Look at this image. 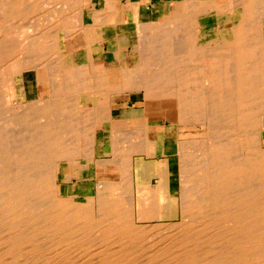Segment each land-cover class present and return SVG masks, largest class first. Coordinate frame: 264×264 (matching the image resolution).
I'll return each instance as SVG.
<instances>
[{"label":"bare ground","instance_id":"bare-ground-1","mask_svg":"<svg viewBox=\"0 0 264 264\" xmlns=\"http://www.w3.org/2000/svg\"><path fill=\"white\" fill-rule=\"evenodd\" d=\"M88 1L82 8L81 0L66 1L65 10L74 16ZM197 2L178 5L162 22L137 24L148 37L132 39L139 58L132 67L120 65L117 43L108 51L94 46L93 27L118 26L117 12L101 20L90 12L88 23L82 12L75 31L82 39L72 37L67 61L55 60L64 76L44 64L47 96L39 73L12 58L4 71L3 61L22 49L55 56L56 37L39 42L31 32L18 44L0 37V99L15 96L21 108L0 129V264H264V0ZM30 3L11 1L20 10L14 15L0 4V26L32 31L64 9L52 0ZM165 40L173 52L163 51ZM126 92H141L143 108L114 110L112 97ZM161 109L174 110L180 124L208 122L206 132L177 141L175 157L164 146L157 155L167 132L147 113ZM98 130L108 147L103 157ZM81 159L92 161L96 190L77 202L58 180L64 166L84 169ZM162 220L170 227L154 231ZM85 251L93 261L78 260Z\"/></svg>","mask_w":264,"mask_h":264},{"label":"rangeland","instance_id":"rangeland-1","mask_svg":"<svg viewBox=\"0 0 264 264\" xmlns=\"http://www.w3.org/2000/svg\"><path fill=\"white\" fill-rule=\"evenodd\" d=\"M11 1H13V0H0V4L1 5H5L6 4V7H5L6 10H8L11 15H14V14H17L20 10H19V7L12 6L10 4ZM46 1L47 0H31V3L30 4H33V5H37L38 6L39 4H41L43 2H46ZM66 1H69V0H55V1L52 0V3H59L60 5L59 4L58 5L60 7ZM199 2L200 1H198V3ZM225 3H226V1H225ZM192 4H193V2L192 3H189V4L186 3L185 6L186 5L191 6ZM203 4H205V3H203ZM203 4H200V5H203ZM87 5H88L87 7H89L90 5H92V1H90V2L88 1L87 2ZM68 6L71 7L70 4L67 5V7H66V3H64V9L62 7L63 10H60V12H59L60 15L58 16V20H57V15H56L58 13V11H57V13H55V16H52L51 17L52 20H51V18H49L48 21L47 20H44V22L45 21L49 22L48 25H46V23H44V22H43V24L37 22L36 26L34 27V29L32 31L31 30H27L29 27L26 26V25H25L26 28H25V26L23 27V24L17 25L16 28H19V30H17V31L15 29V25L16 24L15 25L12 24L13 27L8 24V26L12 27L13 30L12 29L11 30L13 32L10 31V30H8V31L7 30H3V28L4 29L10 28L8 26L5 27L7 24L0 26V37L3 34H5L11 40V42L14 43V44L16 42H17V44L20 43L28 35H30L31 32L33 33V36L36 37V40L38 39L37 41H39V39L41 40L42 38H47V37H51V36L56 37V44L58 45V52L56 54H54L55 56L49 57V56H47V54L46 55H44V54L42 55V51L43 52L44 51L45 52L47 51L48 54L51 53L50 51H48L45 48H41V51L38 50L39 52H36V51L33 50L34 51V56H35V53H38L40 55V57L39 58H36V59H34L35 58L34 56L33 57H30L29 53L30 52L32 53V51L29 50V49H26V50L22 49L23 51L22 50H17L18 51V54H17V51L14 50V51L11 52V56L12 57L10 56L9 58H7V59H5L3 61L4 67L2 65V67L4 68L3 70L5 71V70L9 69V67H10V66H8L10 64H7V63H10L8 61L11 58L14 59L13 60L14 62L17 59H18L17 62L23 61L22 62V65L23 64L25 65L23 68L21 67L23 70H25V68L28 69V70H31L33 72L31 74L34 75L35 77L37 76V73H39V75L41 77L40 78V82H41V84H40L41 92L44 93V96H47L51 92V89H50L51 83L46 79V76L43 74V70L46 67V66H44V64H46V63L49 64L50 63L49 64L50 65V68L54 67V69H60V70H62L63 68H59V67L56 66V64H57L56 61L58 62V60H61V61H67L68 60L69 55L71 53V51H70L71 49L69 48V45L72 42V37L73 38L76 37V39H79V38L82 39L81 38V34H78V32L75 33V31H76V29L79 28V27H77V23H78V19L81 18V13L83 11L82 10H78V11H80L79 14H76L74 16H71L70 12H68L69 10L71 11V9H69ZM79 6H80V8H82L83 6H85V4L84 3L83 4L80 3ZM175 7L173 9H171L170 12H172V13H178V10H177L178 7L177 6H175ZM65 9L68 10V11H66ZM64 10H65V12H63ZM105 11L107 13L110 12V11L111 12H114L115 11L113 9V3L112 2H109L107 0H104V6L102 7V9L91 10V12H94V14H96V17H97V15H99V18L98 19H100V20H101L100 17H102L105 14ZM97 12H98V14H97ZM64 13L65 14H69V15L64 16L65 15ZM173 15H175V14H173ZM60 16H62V17L64 16V17L62 18ZM54 18L58 22L57 21L54 22L53 21ZM83 20H84L85 23L88 21V19L86 17ZM53 22L56 23V25L58 23V25L57 26L56 25H53V24L51 25V23H53ZM141 24L144 25L143 23H141ZM21 25H22L23 28L21 27ZM72 27H74L75 29H73ZM118 27L119 26H116V25H113V24L107 25V26H105V28L103 26L102 27H93L95 30L93 31L92 34L95 35L98 38V41L94 44V46L98 50H100L99 48L102 47V48H104V50L108 51V49L110 48L109 47V44H112L111 42H115L118 45L117 46V48L119 50L118 52L125 54V56L120 59V65L122 67H132L133 65L134 66H137L139 58H138V55H136L137 50H134L133 47H132V42H133L132 39L135 38L136 41H138L139 40L138 37L141 36V38L142 37H144V38L146 37L147 38L148 36H146L147 34H145V32L144 33L143 32H138L137 29L135 31V29L133 28V26H131V27H123L122 29H120ZM25 29L27 31H25L23 33V30H25ZM2 30H3V32H1ZM96 30L98 32L100 31L99 32V35L98 34L96 35ZM119 30H121V31H119ZM5 31H7V32H5ZM101 31H102V33H101ZM23 35H25L26 37L24 36L25 38L24 39H21V38H23L22 37ZM138 35H140V36H138ZM15 38H18V40L15 39ZM129 38H131V39H129ZM137 38H138V40H137ZM104 39L108 42V43H105V46L103 45ZM163 43H161V44L164 46V49H163L164 52H166V53L173 52V49L172 50L169 49L171 47V44H170L169 41H166L165 40V42H163ZM74 46H75L76 49L79 48V47H82L83 46V42H80L79 43V42H76L75 41L74 42ZM79 50H77V51H79ZM24 51H26V52H24ZM27 51H30V52L28 53ZM22 52H24L23 55L21 54ZM12 53H13V55H12ZM132 53H133V57L131 58L130 54H132ZM26 56H28V57L26 58ZM24 60H26V62ZM38 61H39V63H38ZM41 61H43V63ZM88 61H90V63L92 62V68L93 69H98L97 67H99V65H97L95 58H90L89 57L88 58ZM34 63H36V64H34ZM5 64H6V66H5ZM28 64H29V66H28ZM61 64H63V62H61ZM116 65L117 64H112L111 66L114 67ZM42 66H44V67H42ZM77 66H75V67H77ZM3 70H1V71L3 72ZM2 74L3 73H1L0 77L2 78V82H3V75ZM60 76L61 77L64 76V71L63 70L60 72ZM15 98H16L15 96H12L11 95V96H3L0 99L1 100L0 101V109H1L0 110L1 111L0 112V123H1L0 124V129L3 127L2 126L3 123H4L3 120H7V118L10 117V114H12L13 112H17L18 110H19L18 112L21 113L20 112V109L21 108H19V107L17 108V102H19V100H18V98H16V99ZM4 99H5V101H4ZM112 100H113L112 101V107H113L114 110L115 109H118V108H119L118 109L119 111H121L123 109H126V108H128V109H142L143 108V95H142L141 92H126V93L117 94V95H114L112 97ZM11 102H12V104H11ZM13 104H16V105L12 106ZM2 110H4V111H2ZM86 110H88V113H90V111H91V110L85 108L83 110V112H80L83 117H87L86 116L87 115ZM65 116H66V114H65ZM220 116H221V114H218V117H220ZM147 117H148L147 120H148V122H149L150 125H156V124H159L160 123L161 126L164 127L163 130L167 132V134H165L166 141L164 142V144H162V143L161 144H157L156 150H157V155H159V154H161L160 151L162 150V148L164 146L165 153L169 157H175L176 156V153L175 152H177V141H178V144H179L182 139L183 140H187L189 138H200L201 137L200 135L202 133L206 132L205 129H203V128L204 127H208V122L207 123H197L196 125L193 124L194 122H187V123L185 122L183 124H180L181 122L179 121V119H177L176 112L174 110H169V111L168 110H165V109H161V111L154 110V111H151V112L147 113ZM87 118L88 119L86 121H90L94 117L93 116L92 117L89 116ZM177 120H178V122H177ZM119 122H120V120H119ZM126 125H129L130 127H133L132 126L133 125L132 123H127ZM176 125H177V128H176ZM17 127L19 128V126H17V125H12L11 126V129L13 131L11 129H10V131L13 132V133H15L16 135H18V128ZM70 135L72 137H74V135L71 134V133L68 134V137ZM149 136H150L151 140L153 141V139H155L156 133L152 132ZM97 139L104 143V146L102 147V150L99 151V154H98V156H102L103 157L105 155V153L108 151V147L105 144V140H106L105 136L99 130H98V133H97ZM154 141L157 142V139L154 140ZM193 141H195V140L192 139L191 142H193ZM78 162H79L80 165L82 164V166H83L84 169H81V170L80 169H77L75 172H73L72 169L69 166H64L63 167V170L64 171L61 174V177L64 179V181H59L58 180V182L59 183L62 182L61 184L64 187H66V188L69 189V192L67 194L70 195V198L76 199L77 202H84L86 200V198H88L89 196L92 197V196L95 195V190H96L95 184H96V182H95V179L92 178V174H93L92 161L91 160H86V159H81V160H78ZM70 165H71V163H70ZM78 172L80 173L79 175H78ZM73 173L75 175H73ZM58 176H59V174H58ZM65 178H67V179L65 180ZM178 220H179V217H178ZM153 223L154 222H150L149 224H146V227H149L151 229V227H152L151 225ZM167 223H168V220H164V221L162 220V221H160V223H158L159 226L157 228L152 227V229L154 231H156L157 229L158 230H165L168 227H170V226L167 225ZM149 228H146V229L149 230ZM152 229L147 234L148 241L150 240L147 243H148V245H150V246L153 247V238H152V235H151V232L153 231ZM154 244H156V243L154 242ZM154 247H155V245H154ZM89 252L90 251L81 252V254L77 253L78 255H80V257H77V258H79L78 260L80 261V258L81 257H82V260H86ZM77 258L74 259V260L78 261ZM89 259H91V258L90 257L87 258L88 261H89ZM139 260H140V258H139ZM90 261H93V260L91 259Z\"/></svg>","mask_w":264,"mask_h":264},{"label":"crops","instance_id":"crops-1","mask_svg":"<svg viewBox=\"0 0 264 264\" xmlns=\"http://www.w3.org/2000/svg\"><path fill=\"white\" fill-rule=\"evenodd\" d=\"M85 1L86 0H81V3L85 4L86 3ZM107 1L113 3V9L117 12V18L115 22L120 27V29H122L123 27L133 26V28L136 31L137 24L140 23L147 24L154 22L158 23V21L162 22L163 21L162 19H165L164 17H168V14H170L171 9H173L175 6L178 7V5L184 4L185 3L184 1L186 0H113V1L107 0ZM189 1L192 0H187L186 2ZM195 1H200V4L204 2L207 3L216 2L219 4H223L225 3L226 0H195ZM192 2H194V0ZM197 4L198 2L196 3V5ZM92 6L87 7V9L85 8V10H83V14H82L84 17L83 19L87 17V14L91 12L92 8L102 9V7L104 6V0H92ZM86 23H88V21ZM97 30H96V35L97 34L99 35V32ZM156 139H157V135L153 140ZM167 177L169 178V175H167ZM153 182H154L153 184L155 185L156 184L155 180ZM167 187H169V183H167Z\"/></svg>","mask_w":264,"mask_h":264}]
</instances>
